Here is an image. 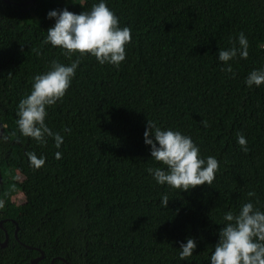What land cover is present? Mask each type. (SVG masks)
I'll return each mask as SVG.
<instances>
[{"label": "trees", "instance_id": "16d2710c", "mask_svg": "<svg viewBox=\"0 0 264 264\" xmlns=\"http://www.w3.org/2000/svg\"><path fill=\"white\" fill-rule=\"evenodd\" d=\"M26 1L0 0V264H33L42 254L40 264H208L224 212L249 200L264 211V84L244 83L264 66V0H105L131 29L126 57L118 68L81 58L65 95L47 109L45 123L64 137L59 149L51 137L21 136L16 106L52 60L76 59L44 43L54 24L47 12L80 13L98 0L17 4ZM241 32L248 56L222 71L218 50L238 47ZM147 119L218 160L211 186L155 183L147 168L164 166L143 143ZM30 152L45 157L39 169ZM186 237L197 247L181 261Z\"/></svg>", "mask_w": 264, "mask_h": 264}, {"label": "clouds", "instance_id": "9594fccd", "mask_svg": "<svg viewBox=\"0 0 264 264\" xmlns=\"http://www.w3.org/2000/svg\"><path fill=\"white\" fill-rule=\"evenodd\" d=\"M47 18L54 24L47 29L45 44L59 47L65 57L76 56L69 64L52 60L47 71L32 77L31 88L16 106V125L23 137H30L38 143H45L51 137L54 146L59 149L64 137L53 132L45 123L48 107L63 98L76 73L83 56L94 57L100 65H112L118 68L125 60V45L131 40V29L119 26V18L106 5L98 0L87 11L73 13L67 8L49 10ZM238 47L219 49L217 59L226 67L222 71L231 73L228 63L233 58L246 59L248 40L243 32L236 37ZM247 87H259L264 84V66L253 69L245 77ZM201 124L207 127L206 121ZM65 132L70 129H64ZM143 143L149 146L150 158L164 167H149L147 172L157 185H166L170 189L188 191L196 186L212 185L218 169V160L213 156L204 158L199 146L192 138L178 130L162 128L153 120L147 119L143 132ZM236 143L244 152L248 151L245 136L237 134ZM56 159L61 153H55ZM29 165L39 169L45 163V157L28 153ZM249 197L255 193L248 192ZM168 196L162 195L160 203L167 207ZM3 205L0 204V207ZM223 223L217 232V242L208 258V264H264V211L254 207L251 200L242 203L237 212L228 210L222 217ZM197 247L195 238L186 237L179 242L178 256L181 261L193 256Z\"/></svg>", "mask_w": 264, "mask_h": 264}, {"label": "water", "instance_id": "95a60500", "mask_svg": "<svg viewBox=\"0 0 264 264\" xmlns=\"http://www.w3.org/2000/svg\"><path fill=\"white\" fill-rule=\"evenodd\" d=\"M35 1H36V0H28V1H26V2H21V3H17V4H30V3L35 2ZM9 2L11 3V1H9ZM0 127H1L0 138H1V136H2V134H3V132H4V128L2 127L1 123H0ZM1 180H2V176H1V172H0V182H1ZM3 222H4L3 220H0V230H1V228L3 227ZM7 242H8V235H6V240L2 243V246H3V247L6 246ZM42 258H43V254H42L41 256L35 258L34 260H32V263H33V264H40L39 261H40ZM52 264H53V262H52Z\"/></svg>", "mask_w": 264, "mask_h": 264}, {"label": "rangeland", "instance_id": "374dc122", "mask_svg": "<svg viewBox=\"0 0 264 264\" xmlns=\"http://www.w3.org/2000/svg\"><path fill=\"white\" fill-rule=\"evenodd\" d=\"M22 198H23L22 195L19 194L17 200H21Z\"/></svg>", "mask_w": 264, "mask_h": 264}, {"label": "flooded vegetation", "instance_id": "af4514ba", "mask_svg": "<svg viewBox=\"0 0 264 264\" xmlns=\"http://www.w3.org/2000/svg\"><path fill=\"white\" fill-rule=\"evenodd\" d=\"M28 1V0H27Z\"/></svg>", "mask_w": 264, "mask_h": 264}]
</instances>
